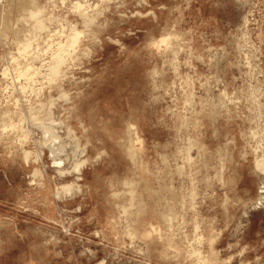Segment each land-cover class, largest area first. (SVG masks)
Segmentation results:
<instances>
[{"label": "rangeland", "instance_id": "374dc122", "mask_svg": "<svg viewBox=\"0 0 264 264\" xmlns=\"http://www.w3.org/2000/svg\"><path fill=\"white\" fill-rule=\"evenodd\" d=\"M23 1L0 0L1 264H153L135 251L153 241L187 245L194 255L187 264H264V174L256 170L264 160L254 168L226 140L244 144L264 130V3L113 0L97 15L85 5L98 0H67L63 8L32 0L48 29L34 31V20L22 18ZM66 21L79 32L71 48ZM19 38L30 39L24 55ZM86 38L94 42L87 71L74 74L80 83L61 85ZM58 52L66 57L51 77ZM173 83L161 99L159 89ZM169 108L175 116L161 121ZM202 110L198 128L192 115ZM169 143V156L181 153L173 167L191 160L184 169L191 174L173 177L167 208L138 211L125 225L119 213L133 194L123 195L131 181L121 169L153 146L164 155Z\"/></svg>", "mask_w": 264, "mask_h": 264}, {"label": "clouds", "instance_id": "9594fccd", "mask_svg": "<svg viewBox=\"0 0 264 264\" xmlns=\"http://www.w3.org/2000/svg\"><path fill=\"white\" fill-rule=\"evenodd\" d=\"M60 7L63 8L64 4L67 3V0H59ZM113 0H98L95 4L85 5L89 12H94L97 15H102L106 12L107 5L111 4ZM259 3H264V0H259ZM248 16H251V12L248 13ZM247 19V16L245 17ZM68 31L71 32L75 30L77 24L74 22L66 21ZM60 35H64L63 32ZM70 39V37H69ZM94 46V42L91 39H85L81 45L80 49H77L72 53L73 59L68 63L64 68L65 75L62 78L61 85L64 81H73L76 80L75 73H83L87 71L85 61L88 56L91 54V48ZM79 53V55H77ZM45 63H47L45 61ZM40 68L43 69V64L40 65ZM180 70L179 67H176V79H179ZM162 79L169 78L167 76V70H161ZM77 83L81 81L76 80ZM42 87L47 88L48 84L43 80L39 82ZM176 87L173 83L167 86V90L162 86L159 91L161 93V99L164 96H171L172 90ZM175 99V97H172ZM23 99L16 101L17 104L23 103ZM233 103H238L233 101ZM171 114V115H170ZM176 109L169 108L164 112V115L161 116V121L164 120L165 116L172 118L175 116ZM193 119H197V127H203L204 125L200 124L199 121L204 120L203 110L202 113H193ZM184 125H180V128L176 129L177 137L176 139H182L180 136V130ZM168 133L161 131L159 132V139H163ZM215 133H213V136ZM228 143L232 146V151L235 152L239 160L246 161L248 157L252 158V164L255 168V163L257 160H264V147H258L257 145H264V130L260 131L259 137L253 136L248 138L244 144L238 143V140L233 142V140L226 138ZM171 144L169 143L165 149V154L162 155L159 146H153L148 148L142 155L138 154L137 158L131 161L121 169L122 173L127 176L128 180L131 181V185L125 184L122 191L124 196L129 195V191L133 194V198L130 202L127 203L119 215L121 218H125L123 223L128 224L129 219L134 217L138 211H151L154 206L167 208L169 204L172 203L170 197L174 198L177 191L173 187L174 176L184 177L186 174H191V168H188V172L184 171L185 167L191 165V160H185L184 163L176 165L175 160L181 157V153H178L175 158L167 154V148H170ZM223 171V169H220ZM261 174H264V167L256 168ZM177 204L181 212L185 211L184 203L177 201ZM119 207V206H118ZM164 219H170L164 217ZM120 237L127 235V229L122 228L121 232L118 233ZM139 240V236L136 237ZM163 241H161L162 245ZM132 247V245H128ZM187 245L181 243L176 247L163 248L159 245H156V242H152V247L149 245L141 243L137 246L135 251L138 253L139 257L145 259L148 256H151L153 264H187L188 260H194V255H189L186 251Z\"/></svg>", "mask_w": 264, "mask_h": 264}, {"label": "bare ground", "instance_id": "6f19581e", "mask_svg": "<svg viewBox=\"0 0 264 264\" xmlns=\"http://www.w3.org/2000/svg\"><path fill=\"white\" fill-rule=\"evenodd\" d=\"M34 1V0H33ZM23 4H22V6H21V13H23V19L24 20H27V19H32V20H34V23L35 24H33V29L35 28L36 30H34V31H38V30H45V28H46V30H48L47 29V27H46V25L44 26V22L45 21H42L41 19H39L38 17L41 15H39V13H40V10H39V7L37 6V5H33L32 4V0H24L23 2H22ZM36 3V2H35ZM9 5V4H8ZM11 5H13V4H11ZM75 5L76 6H79V4H77V3H75ZM7 6V5H6ZM19 7H20V4L18 5ZM2 7V6H1ZM4 8V7H3ZM77 8V7H76ZM80 8V7H79ZM5 9V8H4ZM4 9H3V11H4ZM41 9V8H40ZM42 9H44L43 7H42ZM78 10V9H77ZM42 11V10H41ZM44 11V10H43ZM43 13V12H42ZM19 14V13H18ZM82 14V13H81ZM39 15V16H38ZM45 15V14H44ZM46 16V15H45ZM44 16V17H45ZM41 17V16H40ZM82 17V16H81ZM90 17V16H89ZM17 19V18H16ZM44 19V18H43ZM90 19V18H89ZM88 19V20H89ZM93 19V18H92ZM91 19V21H93ZM4 20H6V19H4ZM9 20V19H8ZM7 20V21H8ZM21 21H22V19H20ZM32 20H30V22L32 21ZM28 21V20H27ZM47 21V20H46ZM85 21V20H84ZM17 22V21H16ZM19 22V21H18ZM24 22V21H23ZM26 22V21H25ZM24 22V23H25ZM33 22V21H32ZM6 23V22H5ZM22 23V22H21ZM27 24V23H26ZM9 25V24H8ZM28 25H30V24H28ZM27 25V26H28ZM31 25H32V23H31ZM28 27H32V26H28ZM87 27V26H86ZM30 28H28V29H30ZM27 29V28H26ZM26 29H24V30H26ZM27 29V30H28ZM38 29V30H37ZM27 30L25 31V32H27ZM43 30V31H44ZM18 31V30H17ZM30 31H31V29H30ZM43 31H41V32H43ZM20 32V31H19ZM33 32V31H32ZM31 33V32H30ZM39 33V32H38ZM71 34L69 35V37H70V39L68 40L67 39V48L68 47H73V45L76 43V41H78L77 39H78V36H79V32H70ZM35 34V33H34ZM43 34V33H42ZM42 34H37V35H41L42 36ZM27 35V34H26ZM25 35V36H26ZM30 35V34H29ZM23 35H20V38L22 37ZM16 37V36H15ZM18 37V36H17ZM16 37V38H17ZM26 37H28V36H26ZM30 37H32V35L30 36ZM29 37V38H30ZM19 38V39H20ZM23 38V37H22ZM29 38H25V40L23 41L22 39H20V40H22L20 43H19V50L17 51V52H19V53H23V55H24V53H26V52H28L27 51V49H28V47L31 45L30 44V39ZM37 38V40H38V37H36ZM35 38V39H36ZM41 38V37H40ZM68 38V37H67ZM34 38H33V40H35ZM37 42V41H36ZM35 42V43H36ZM66 42V41H65ZM34 43V42H33ZM60 44V43H59ZM17 46V45H16ZM32 48V47H31ZM30 48V49H31ZM55 49V48H54ZM58 50H60L61 52H62V50H63V48H62V46L61 45H59V49ZM64 51V53H65V51H66V49H64L63 50ZM30 52V51H29ZM53 54V53H52ZM63 53H60V52H58V54H57V57L55 58V59H53L54 61H53V63H50L49 64V66L51 65V67H50V76L51 77H55V75L57 74V72L60 70L59 69V66L61 65V63L62 62H64V60H62V57H63V55H62ZM72 54V53H71ZM26 55V54H25ZM26 57V56H25ZM53 57V56H52ZM66 57V56H65ZM65 57H63V58H65ZM52 59V58H51ZM30 60V59H29ZM52 62V61H51ZM22 63V62H21ZM28 64V63H27ZM64 65V64H63ZM29 66V65H28ZM25 67V66H24ZM31 67V66H30ZM33 67V66H32ZM22 68V67H21ZM20 68V69H21ZM26 68V67H25ZM19 69V70H20ZM23 69V68H22ZM29 68H27V70H28ZM33 70V69H32ZM37 70V69H36ZM23 71H25V70H23ZM34 71V70H33ZM33 71H31L32 73H33ZM38 71V70H37ZM49 71V70H48ZM19 72V71H18ZM30 72V73H31ZM35 73H36V71H34ZM60 72V71H59ZM34 74V73H33ZM25 75V74H24ZM46 77L48 76V75H45ZM58 77V76H57ZM49 78V77H48ZM50 80H51V78H49ZM53 79V78H52ZM56 79V78H55ZM35 107V106H34ZM30 110V109H29ZM35 111V110H34ZM39 112V111H38ZM49 112V111H48ZM51 112V111H50ZM34 113V112H33ZM38 114V113H37ZM30 115V114H29ZM32 115V114H31ZM50 115V114H49ZM39 116V115H38ZM42 117V116H41ZM45 118V117H44ZM31 120V119H30ZM38 120H39V118H38ZM16 121V120H15ZM40 121V124H43V123H41V120H39ZM38 121V122H39ZM37 122V121H36ZM33 124V123H32ZM35 124H37V123H35ZM13 123L11 124V126L13 127ZM53 128V127H52ZM51 129V128H50ZM129 129H131V127L129 126ZM51 130H53V129H51ZM44 132H45V130H44ZM54 131H52L51 133H53ZM22 134V133H21ZM23 135V134H22ZM52 136H54V134H52ZM52 140V139H51ZM58 140L59 139H57V141H56V139H55V141L56 142H58ZM53 141H54V139H53ZM48 143H49V141H48ZM51 144H52V142H50ZM59 143V142H58ZM54 145L56 144L57 146H58V144L57 143H53ZM54 146L55 148H57V151H58V147L57 146ZM53 146V145H52ZM50 147H51V145H50ZM54 148V149H55ZM59 149L61 150V148L59 147ZM63 149V148H62ZM51 151H52V149H51ZM57 151H56V149H55V153H57ZM29 152V151H28ZM59 153V152H58ZM31 155V154H30ZM37 155H39V154H37ZM24 156H25V153H24ZM26 157V156H25ZM38 157V156H37ZM85 160V159H84ZM84 160H81L80 162H76V164H75V168H74V171H76L77 173H81V170L83 169V166L85 165V162H87V161H84ZM74 166V165H73ZM85 167V166H84ZM37 170V169H36ZM73 171V172H74ZM35 173H37V172H35ZM59 173H60V171H59ZM61 174V173H60ZM35 175V174H34ZM68 187V186H67ZM66 188V187H65ZM65 188H64V190H65ZM73 188V187H72ZM76 188V187H75ZM70 189H71V187H70ZM78 189V188H77ZM68 192L70 191L69 190V187H68Z\"/></svg>", "mask_w": 264, "mask_h": 264}, {"label": "crops", "instance_id": "0c3cea01", "mask_svg": "<svg viewBox=\"0 0 264 264\" xmlns=\"http://www.w3.org/2000/svg\"><path fill=\"white\" fill-rule=\"evenodd\" d=\"M0 186H2V181H0ZM1 190V187H0ZM2 200L0 199V205H1ZM4 252V249L2 248L1 242H0V255ZM1 264V262H0Z\"/></svg>", "mask_w": 264, "mask_h": 264}]
</instances>
